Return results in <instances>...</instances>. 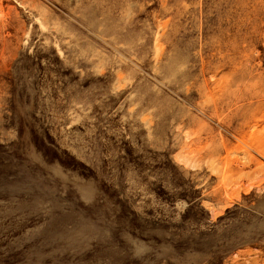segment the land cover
Here are the masks:
<instances>
[{"label": "rangeland", "instance_id": "obj_1", "mask_svg": "<svg viewBox=\"0 0 264 264\" xmlns=\"http://www.w3.org/2000/svg\"><path fill=\"white\" fill-rule=\"evenodd\" d=\"M0 264H264V0H0Z\"/></svg>", "mask_w": 264, "mask_h": 264}]
</instances>
